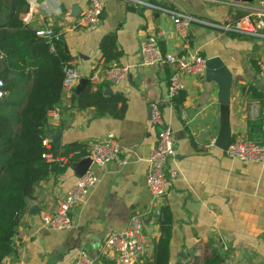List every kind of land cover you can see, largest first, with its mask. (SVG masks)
<instances>
[{
    "label": "crops",
    "instance_id": "obj_1",
    "mask_svg": "<svg viewBox=\"0 0 264 264\" xmlns=\"http://www.w3.org/2000/svg\"><path fill=\"white\" fill-rule=\"evenodd\" d=\"M87 1L45 2L30 17L29 25L39 29L50 24L62 31V43L80 74L76 91L80 82L86 85L94 71L105 68L99 42L104 35L114 34L121 52L118 65L129 67V73L117 85H99H103L105 96L125 97V114L121 119L97 118L92 109L76 111L71 107V93L64 95L62 109L47 117L53 132L45 140L57 151L64 145L79 143L87 155L70 163L55 159L67 163V169L35 187L14 237L15 256L5 258L2 264H73L80 252H86L98 264H118L114 257H98V249L108 234L122 229L135 214L143 216L147 240L146 252L137 263L142 264L151 259L160 237L159 218L151 210L155 206L160 210L168 208L172 219L168 264H264V165L230 159L225 152L209 146L210 141L215 142L220 127L218 85L207 81L205 70L197 77L182 76L183 102L177 110L168 90L173 68L143 67L139 57L141 41L158 32L164 52H197L205 59L219 57L232 76V138L262 140L264 124L248 120L246 105L250 100L243 88L253 85L264 95L257 67L264 60V38H231L209 25L243 14L237 6L229 5L233 0H156L161 1L160 5L141 0L149 4L142 7L107 0L97 29H71ZM56 6L63 12L61 17L51 14ZM171 11L192 18L185 42L174 33ZM38 12L43 13L39 19ZM107 90L110 93L105 94ZM155 102H159L173 133L174 155L166 168L175 173V178L166 196L153 205L145 177L147 157L157 139V128L149 114V105ZM181 109L190 123L181 120ZM261 121L264 123V119ZM56 133H60L59 147L53 143ZM108 137L117 141L126 164L110 163L103 169L90 164L88 169L93 168L97 183L72 210L71 229L43 228L42 215L56 210L83 170L79 162L88 158L95 143Z\"/></svg>",
    "mask_w": 264,
    "mask_h": 264
},
{
    "label": "trees",
    "instance_id": "obj_2",
    "mask_svg": "<svg viewBox=\"0 0 264 264\" xmlns=\"http://www.w3.org/2000/svg\"><path fill=\"white\" fill-rule=\"evenodd\" d=\"M147 1L161 4V1ZM167 7L173 10L172 6ZM28 9L25 0H0V80L3 84L0 89L3 94L0 99V264L5 258L15 256L14 237L35 187L50 175L63 174L67 169V163L55 159H67L70 163L87 155L79 143L64 145L60 151L52 144L49 148L42 146L47 134L53 132L47 124L48 115L63 106V66L71 58L63 43H57L55 52H51L49 45L36 35V29L24 23L23 16ZM228 35L237 39L247 36ZM98 49L105 68L118 65L121 52L114 34L104 35ZM244 90L249 100L264 105V95L255 86L248 85ZM171 100L179 110L183 92ZM70 103L76 111L92 109L97 118L121 119L126 109L123 95L105 96L103 85L94 87L89 82L79 92L72 90ZM47 154L54 160L42 157ZM161 214L160 237L151 259L142 264L169 262L172 219L168 208H162Z\"/></svg>",
    "mask_w": 264,
    "mask_h": 264
},
{
    "label": "built area",
    "instance_id": "obj_3",
    "mask_svg": "<svg viewBox=\"0 0 264 264\" xmlns=\"http://www.w3.org/2000/svg\"><path fill=\"white\" fill-rule=\"evenodd\" d=\"M29 5L28 12L23 16V21L29 24L30 17L48 1L39 3L38 0H25ZM107 0H88L85 8L79 16L71 23V29H84L94 31L100 25L103 9ZM127 5L135 7L148 6L149 4L141 0H121ZM231 6H237L243 12L239 17L228 16L218 25L209 24L219 29L223 33H236L248 36H258L264 38V0H255L252 3L235 4L231 1ZM62 11L59 6L52 10L54 17H61ZM174 33L177 38L185 42L189 34V25L192 18L177 12H170ZM36 35L41 37L48 45L51 52H55V45L62 43V31L55 30L48 24L36 29ZM161 32L151 35L141 41L139 48L140 66L154 67L169 65L173 68V73L169 79V98L177 96L184 91L183 77H197L204 73L206 59L199 53L194 52L189 55L163 52L159 39ZM259 78L264 82V60L257 64ZM129 73V67L111 64L109 67L94 71L89 77V83L97 86L100 83L117 85L123 81ZM80 74L76 69L73 60H69L63 66L62 91L64 95L70 94L78 84ZM3 86L0 80V89ZM0 90V99L2 98ZM247 117L251 123H258L264 119V105L257 100H250L246 105ZM53 111L51 113H56ZM150 121L157 128V139L154 147L147 157V169L145 183L150 194L153 205H156L166 196L172 186L175 173L167 170L166 164L174 155V139L170 127L167 125L160 108L159 102L149 105ZM180 118L185 124L190 123L188 115L181 109ZM214 141H210L209 146H214ZM42 146L49 148L47 140L42 141ZM228 158L238 160L243 163L264 165V135L262 140H255L245 136L231 138L225 151ZM45 159H51L50 154L42 155ZM91 167L103 169L110 163L118 166L126 164L125 158L121 156V149L117 141L108 137L102 139L92 146L88 155ZM97 176L93 168H89L82 176L78 177L73 187L67 192L63 200L58 204L56 210L51 214L42 215L43 228L50 231H67L72 227L71 212L87 196L89 191L96 185ZM157 218L162 216L161 210L156 206L151 209ZM147 240L144 233V222L141 214L132 215L128 223L120 230L111 232L102 241L98 249V257H114L118 264H136L146 252ZM73 264H94V259L86 252H80ZM218 264H231L222 261Z\"/></svg>",
    "mask_w": 264,
    "mask_h": 264
},
{
    "label": "water",
    "instance_id": "obj_4",
    "mask_svg": "<svg viewBox=\"0 0 264 264\" xmlns=\"http://www.w3.org/2000/svg\"><path fill=\"white\" fill-rule=\"evenodd\" d=\"M236 3H252L254 0H233ZM39 3L44 2V0H38ZM75 14V13H74ZM73 14V15H74ZM205 76L207 81L215 82L219 88V104L220 108V127L215 139L214 146L220 151L225 152L232 138L231 130L229 126V103H230V89L232 84V76L224 65L223 61L219 57H212L206 59L205 62ZM85 83L80 82V86L77 89L79 92ZM110 93L107 90L105 94ZM60 133H56L53 137V143L59 147ZM83 166V170L80 171L78 177L82 176L88 169L91 161L86 158L79 162ZM94 264H98L97 261Z\"/></svg>",
    "mask_w": 264,
    "mask_h": 264
},
{
    "label": "rangeland",
    "instance_id": "obj_5",
    "mask_svg": "<svg viewBox=\"0 0 264 264\" xmlns=\"http://www.w3.org/2000/svg\"><path fill=\"white\" fill-rule=\"evenodd\" d=\"M254 1H255V0H254ZM254 1H253V2H254ZM39 11H40V10H39ZM38 13H39V14H38L39 16H37V18L39 19L40 17L43 16V15H42L43 13H41V12H38ZM81 30H84V29H81ZM259 81H260L262 84H264V82H263L260 78H259ZM263 124H264V123H263Z\"/></svg>",
    "mask_w": 264,
    "mask_h": 264
}]
</instances>
